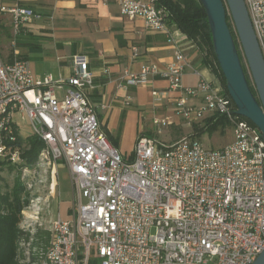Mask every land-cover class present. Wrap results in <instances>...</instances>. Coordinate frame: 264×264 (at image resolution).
Wrapping results in <instances>:
<instances>
[{
    "label": "built area",
    "instance_id": "obj_1",
    "mask_svg": "<svg viewBox=\"0 0 264 264\" xmlns=\"http://www.w3.org/2000/svg\"><path fill=\"white\" fill-rule=\"evenodd\" d=\"M119 1L124 18L142 19L175 48L163 72L146 65L139 74L127 72V83L146 86L162 76L168 92L180 94L178 116L189 125L223 116L234 141L212 150L193 136L165 145L140 133L133 155L125 157L88 99L95 77L85 58L74 57L73 74L55 80L34 76L16 50L9 62L0 53V162L22 161L19 140L26 127L46 144L41 156L67 167L76 196L72 219L51 221L42 264H253L264 251L261 131L235 114L220 83L183 85L188 63L180 35L191 40L172 29L156 0ZM245 3L264 56V0ZM2 15L10 16L15 36L42 18L19 0H0ZM202 92L203 105H191ZM172 124L169 117L153 120L158 135Z\"/></svg>",
    "mask_w": 264,
    "mask_h": 264
},
{
    "label": "crops",
    "instance_id": "obj_2",
    "mask_svg": "<svg viewBox=\"0 0 264 264\" xmlns=\"http://www.w3.org/2000/svg\"><path fill=\"white\" fill-rule=\"evenodd\" d=\"M19 3L42 18L22 28L18 39L13 41L10 16H0V27L9 34L7 56H2L4 61H11L16 50L28 62L34 76L53 77L40 68L41 64L58 69L59 76L53 77L58 80L73 74L74 57L85 58L95 77L94 89L87 92L88 99L108 139L123 156L133 155L138 135L146 130L142 120L146 111L171 118L170 128L179 135L178 141L186 137H180L183 128L191 129L190 135L194 136L206 126L207 120L189 125L176 114L175 102L180 94L169 93V83L162 76L152 77L146 86L127 83V72L139 74L146 65H154L163 72L173 61L175 48L164 34L148 31L142 19L124 18L119 0L108 3L103 0H19ZM172 29L176 27L172 25ZM180 39L188 63L183 85L198 88L203 82L219 83L216 73L203 63V55L195 44L182 35ZM154 91L162 98L155 97ZM205 97L206 93L202 92L189 102L201 106ZM226 125H229L227 120L219 128Z\"/></svg>",
    "mask_w": 264,
    "mask_h": 264
},
{
    "label": "rangeland",
    "instance_id": "obj_3",
    "mask_svg": "<svg viewBox=\"0 0 264 264\" xmlns=\"http://www.w3.org/2000/svg\"><path fill=\"white\" fill-rule=\"evenodd\" d=\"M232 24L235 29L233 22ZM8 35V32L0 27V53L4 57L7 56L6 52L9 46ZM18 37H12L13 41H16ZM240 51L243 57V66L248 70L252 85L255 88L242 47ZM42 67L45 71L51 73L53 77L57 78L59 76L58 69L49 68L47 65L41 66L40 64L41 69ZM154 115L156 114L149 111L144 113L142 120L146 126V130L141 131V133L165 145L176 143L179 135L175 132L174 128H164L163 133L158 135L157 128L153 125V120L157 117V115L155 117ZM24 129L23 136H25V139L23 145L20 146L22 161L17 163L8 159L2 161L5 165L0 166L3 168L1 173L3 180L0 182V185L4 193L11 192L16 180L20 179L24 187L23 196L29 202L22 212L23 222H21L20 228L29 232L32 238L35 239L34 247L29 249L27 246L25 253L31 252V258L35 259V264H42V254L45 252L47 246L49 238L48 229L51 221L58 216L63 221L71 220L73 198L76 196L71 180L69 179L67 167L64 163H55L52 156L48 154L45 156L39 155L32 164L24 161L22 155L27 149L28 140L33 137L26 127ZM181 132L180 137L184 135L186 137L193 136L190 135L191 129L183 128ZM193 137L198 139L205 147L212 150L222 149L234 141L233 129L230 125L220 127L217 132H205L194 135ZM127 157L131 158V156Z\"/></svg>",
    "mask_w": 264,
    "mask_h": 264
},
{
    "label": "trees",
    "instance_id": "obj_4",
    "mask_svg": "<svg viewBox=\"0 0 264 264\" xmlns=\"http://www.w3.org/2000/svg\"><path fill=\"white\" fill-rule=\"evenodd\" d=\"M156 6L165 9L168 23L174 25L177 30L195 44L203 55V63L216 73L223 93L229 97L224 77L215 57L207 13L201 2L199 0H156ZM227 20L243 62L240 51L241 44L230 15H228ZM244 70L253 93L258 96L245 66ZM225 122V117L214 116L207 120L206 126L201 129L199 134L213 133ZM23 143L24 139L20 138L19 145L22 146ZM27 143V149L22 157L28 164H32L46 148V144L36 136L31 137ZM2 165L5 163L1 162L0 166ZM2 170L3 168L0 167V182L3 180ZM23 192L24 187L20 179L16 180L11 192L4 193L0 185V264L36 263L35 259L31 258L32 256L29 259L25 253L27 246L29 249L34 247L35 239L31 237L29 232L20 228L22 212L29 203L23 196Z\"/></svg>",
    "mask_w": 264,
    "mask_h": 264
},
{
    "label": "water",
    "instance_id": "obj_5",
    "mask_svg": "<svg viewBox=\"0 0 264 264\" xmlns=\"http://www.w3.org/2000/svg\"><path fill=\"white\" fill-rule=\"evenodd\" d=\"M203 5L212 34L217 64L226 90L237 110L236 115L251 121L264 139V56L256 37L245 0H199ZM231 16L247 60L257 95L252 91L229 27ZM253 264H264V251Z\"/></svg>",
    "mask_w": 264,
    "mask_h": 264
}]
</instances>
